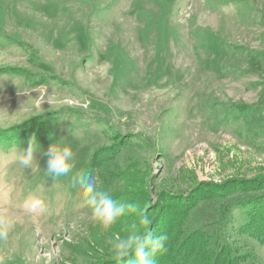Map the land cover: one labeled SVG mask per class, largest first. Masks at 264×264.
<instances>
[{
    "label": "rangeland",
    "instance_id": "obj_1",
    "mask_svg": "<svg viewBox=\"0 0 264 264\" xmlns=\"http://www.w3.org/2000/svg\"><path fill=\"white\" fill-rule=\"evenodd\" d=\"M37 117L51 130L31 166L19 163L28 146L0 150L11 222L0 264H101L138 216L102 228L75 172L92 170L98 188L147 213L206 185L264 179V0H0V129ZM60 139L75 168L52 178L43 153ZM243 186L201 201L186 231L264 264V245L238 230L264 184Z\"/></svg>",
    "mask_w": 264,
    "mask_h": 264
},
{
    "label": "trees",
    "instance_id": "obj_2",
    "mask_svg": "<svg viewBox=\"0 0 264 264\" xmlns=\"http://www.w3.org/2000/svg\"><path fill=\"white\" fill-rule=\"evenodd\" d=\"M44 118L37 117L13 128L0 129V150L3 149V153L8 156L12 153L14 146L21 148L28 146L33 136L39 143L42 135L51 130ZM121 147L115 146L98 150L93 156L90 166L93 168L102 166L110 161ZM10 157L12 156L10 155ZM125 174H127V171H125ZM117 176L119 175L117 174ZM263 184L264 179L258 178L241 184L228 183L225 187L206 185L196 190L188 198L171 196L167 200L161 201L162 198L155 206L156 212L150 213L149 210L148 213L153 217L150 230L154 234L168 236L167 250L156 254L154 257L155 264H247L249 257L238 254V250L234 248V245L224 240L223 237H218L213 242L210 235L203 230L188 233L186 225L191 213L201 201L227 197L243 185H247L246 187L243 186V190L261 191ZM243 205L250 206V208L247 213V221L240 226L239 232L264 245V194L248 199ZM108 256L101 264H118L112 253H109ZM121 264H126V261L121 262Z\"/></svg>",
    "mask_w": 264,
    "mask_h": 264
},
{
    "label": "clouds",
    "instance_id": "obj_3",
    "mask_svg": "<svg viewBox=\"0 0 264 264\" xmlns=\"http://www.w3.org/2000/svg\"><path fill=\"white\" fill-rule=\"evenodd\" d=\"M35 136L29 141L26 150L19 154V163L25 167L32 165L34 153L38 150ZM47 158L44 171L52 178L65 177L73 173L76 156L73 148L64 139L53 143L43 153ZM73 185L77 186L90 209L91 218L102 228L108 229L128 213H135L138 219L128 229V234L112 243L113 258L121 264H155L158 252L167 250L168 236L154 234L150 230L153 220L146 210L134 202H121L105 190L97 187V178L90 169L75 172ZM11 222L0 217V238H6Z\"/></svg>",
    "mask_w": 264,
    "mask_h": 264
}]
</instances>
